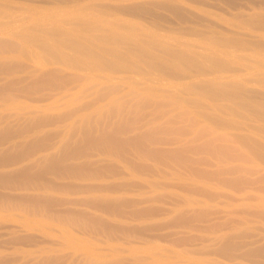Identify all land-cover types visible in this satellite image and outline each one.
Instances as JSON below:
<instances>
[{
    "label": "rangeland",
    "instance_id": "1",
    "mask_svg": "<svg viewBox=\"0 0 264 264\" xmlns=\"http://www.w3.org/2000/svg\"><path fill=\"white\" fill-rule=\"evenodd\" d=\"M164 1L0 0V37L48 18L74 33L75 17L115 21L139 39L217 49L232 59L227 75L264 92L245 81L247 65L264 70V27L247 21L264 17V0H171L182 16ZM146 2L160 4L157 17L133 8ZM210 32L261 46H217ZM44 62L38 53L0 72V264H264V158L253 144L264 147V122L216 123L234 116L203 114L188 79L144 63ZM48 68L59 69L51 86L34 75Z\"/></svg>",
    "mask_w": 264,
    "mask_h": 264
},
{
    "label": "bare ground",
    "instance_id": "2",
    "mask_svg": "<svg viewBox=\"0 0 264 264\" xmlns=\"http://www.w3.org/2000/svg\"><path fill=\"white\" fill-rule=\"evenodd\" d=\"M164 4L171 12L181 16L184 14L177 3L165 0ZM159 7L158 2H146L138 3L133 8L137 11H148L157 17ZM247 21L264 27V17L261 14H252ZM55 22L53 18L37 20L18 31L8 30L13 38L0 37V57L4 58L0 72L10 73L11 68L21 59L32 61L38 53L43 54L46 65L61 64L74 68L85 65L112 72L120 68H135L140 62L161 75L188 79L183 83L184 90L198 95L188 101L201 109L203 114L217 109L234 116L233 119L210 116L216 123L254 125L258 121L264 122V92L247 87L244 80L234 74L227 75L226 73L234 70L232 59L220 56L221 51L217 49L197 54L168 45L156 38L139 39L136 38L134 26L123 24L128 30V33H123L118 31L121 24L115 21L109 22V26H104L99 19L84 20L75 17L71 23L79 29L78 33L60 27ZM207 40L217 46L226 43L261 46L258 42L240 37L218 36L213 32L207 35ZM111 44H124L128 54ZM70 51L72 53H69ZM258 65V62L247 65L249 79L245 81L264 86V70H260ZM58 73L59 69L48 68L34 75L43 85L51 86L59 80ZM8 82L15 81L9 79ZM5 89L6 87H2V92ZM169 91L173 98H181L176 89ZM262 128L264 129V125ZM239 137L246 139L245 134H240ZM253 144L257 154L264 158V147L258 143Z\"/></svg>",
    "mask_w": 264,
    "mask_h": 264
}]
</instances>
